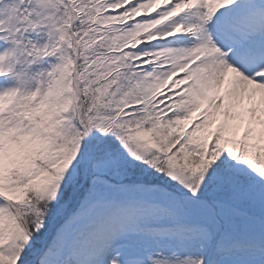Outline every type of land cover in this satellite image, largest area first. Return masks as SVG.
Returning a JSON list of instances; mask_svg holds the SVG:
<instances>
[{
  "label": "snow or ice",
  "instance_id": "snow-or-ice-1",
  "mask_svg": "<svg viewBox=\"0 0 264 264\" xmlns=\"http://www.w3.org/2000/svg\"><path fill=\"white\" fill-rule=\"evenodd\" d=\"M0 264H264V0H0Z\"/></svg>",
  "mask_w": 264,
  "mask_h": 264
}]
</instances>
